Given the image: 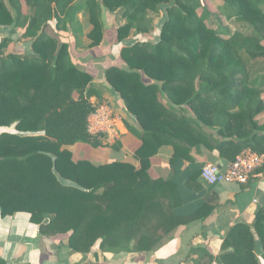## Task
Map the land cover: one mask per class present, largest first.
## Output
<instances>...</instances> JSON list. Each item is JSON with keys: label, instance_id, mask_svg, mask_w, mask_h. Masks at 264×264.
<instances>
[{"label": "trees", "instance_id": "trees-1", "mask_svg": "<svg viewBox=\"0 0 264 264\" xmlns=\"http://www.w3.org/2000/svg\"><path fill=\"white\" fill-rule=\"evenodd\" d=\"M204 1L0 0V32L17 30L18 41L32 46L14 52L10 35L0 38V130L14 128L0 133L3 218L27 214L42 236L67 241L76 253L88 254L99 242L103 252L141 257L179 227L213 215L209 198L184 213L186 190L202 189L203 167L191 170L184 185L151 174L163 147L173 150V176L194 165L195 154L216 152L228 166L246 150L264 154V0H219V15L202 13ZM83 6L90 49L108 44L105 13L124 20L113 29L117 44L150 34L152 14L163 15L153 42L123 46V66L103 74L136 124L128 128L141 141L138 166L77 159L71 150L119 149L89 135L95 78L75 63L62 36ZM222 19L250 32L232 33ZM258 244L264 254V206L252 223L229 229L217 262L264 264ZM198 253L199 264H213L210 249Z\"/></svg>", "mask_w": 264, "mask_h": 264}, {"label": "crops", "instance_id": "crops-1", "mask_svg": "<svg viewBox=\"0 0 264 264\" xmlns=\"http://www.w3.org/2000/svg\"><path fill=\"white\" fill-rule=\"evenodd\" d=\"M218 4H222L218 0ZM82 11V10H81ZM85 11H82V14ZM86 14V13H85ZM162 14L160 20L162 19ZM75 18L70 26L69 33H62V36L69 41L72 56L75 63L94 76L90 85L91 89L97 91L98 95L93 96L91 103H107L114 110L115 114L122 119L121 140L117 143L118 150L111 148L92 149L89 146L79 145L71 150L74 151L77 159L84 158V148L95 151L91 159L95 163L108 162L102 159L106 154H115L120 158L114 161L133 162L136 164L134 154L141 146V141L132 133L129 126L136 128L133 119L128 115L123 101L109 86L103 74L112 66H123L120 51L125 45L141 38L154 41L157 37L159 23L153 21L154 31L145 36L133 35L128 41L117 44L116 35L113 29L124 24L120 15L105 13L106 27L108 32L105 35L106 46L89 48L87 38L88 14L84 26V34L79 35L73 29L75 22H80L82 16ZM54 32V31H53ZM55 35V32L53 33ZM25 44L26 51H31L30 42H19ZM121 146V147H120ZM82 152V155H78ZM93 153V152H92ZM91 153V154H92ZM173 155L171 147H163L159 154L153 158L151 174L153 177H173L181 185H184L191 170H200L207 164H216L223 169L228 167L216 152L195 154V164H187L180 175L173 176L170 167V160ZM82 156V157H80ZM90 159V158H89ZM101 161V162H98ZM138 166V164H136ZM201 190L187 189V204L184 213H191L203 203L205 198L215 199V211L206 220L193 222L176 229L167 239L162 241L156 251L149 256H130L127 253L113 254L103 252L98 242L88 254H80L71 250L67 241H54L40 234L39 227L30 222L27 214H18L3 218L0 212V259L6 264H199V249H210L215 256L213 264H219L217 257L222 253L221 247L227 232L238 223H252L255 215L264 206V172L258 173L248 185L222 183L216 186H206L203 182ZM185 188V186H183ZM257 254L260 260L264 259L261 246L258 244Z\"/></svg>", "mask_w": 264, "mask_h": 264}, {"label": "built area", "instance_id": "built-area-1", "mask_svg": "<svg viewBox=\"0 0 264 264\" xmlns=\"http://www.w3.org/2000/svg\"><path fill=\"white\" fill-rule=\"evenodd\" d=\"M94 111L88 117V133L103 139L105 145L112 147L121 140L122 119L107 103H93ZM264 166V154L251 150L242 152L234 163L223 169L216 164H207L201 172V181L206 186L218 184L248 185Z\"/></svg>", "mask_w": 264, "mask_h": 264}, {"label": "rangeland", "instance_id": "rangeland-1", "mask_svg": "<svg viewBox=\"0 0 264 264\" xmlns=\"http://www.w3.org/2000/svg\"><path fill=\"white\" fill-rule=\"evenodd\" d=\"M82 1H84V0H81V2ZM81 2H80V4H84L83 2L82 3ZM204 4H205V8H203L201 10L202 13L206 10V11L210 12L213 15H219L218 9H219V6L221 4L220 5L218 4V0H205ZM81 10L82 11L84 10L85 13L88 14V10H87V8H85V6H83ZM82 11L79 12L78 15H77V17H78L77 19H79V17L82 16L81 21L80 22H75V24H73L74 31L77 34H79V35H83L84 34V31H83L84 30V26H85V23H87L86 20H85L86 14L85 13L82 14ZM152 16H153V21H155L156 24L161 21L160 20L161 17H159V16H161L160 14L159 15L158 14L157 15H153L152 14ZM122 21H123V19H122ZM222 24L224 26L229 27L230 30L232 31V33H235V32H243V33L250 32V30L248 29V27L246 25H242V24H240L237 21L236 22H227L226 20L222 19ZM154 28L156 29V27L153 26L152 31L155 30ZM88 29H89V27H88ZM88 31L89 30H87V32ZM48 32L51 35H53V33H54L52 28H50L48 30ZM8 34L10 35V37L13 39V42H14L11 45V51L22 53V52H25L26 50H28V49L25 48V46H26L25 44L18 45L19 32H17V30H13V29L12 30H3V31L0 32V38H2L4 35H8ZM259 118H260V120L262 122H264V114H262ZM4 131L14 132V128L2 129V130H0V133H2ZM103 149H106V148L103 147ZM95 154H96L95 151H91V149L84 148V158L92 159L95 156ZM78 155H82V152H78ZM80 157H82V156H80ZM119 158L120 157L115 155V154H109V155L106 154V155H104L102 157V159H107L108 162L111 161V160H118ZM98 162H101V161H98ZM98 164H100V163H98Z\"/></svg>", "mask_w": 264, "mask_h": 264}]
</instances>
